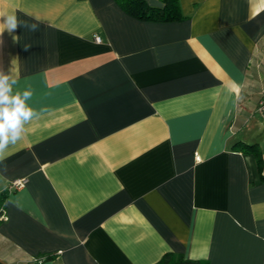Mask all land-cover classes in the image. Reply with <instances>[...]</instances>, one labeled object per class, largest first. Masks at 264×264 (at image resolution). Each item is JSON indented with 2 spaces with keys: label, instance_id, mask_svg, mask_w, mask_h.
I'll list each match as a JSON object with an SVG mask.
<instances>
[{
  "label": "crops",
  "instance_id": "1",
  "mask_svg": "<svg viewBox=\"0 0 264 264\" xmlns=\"http://www.w3.org/2000/svg\"><path fill=\"white\" fill-rule=\"evenodd\" d=\"M178 6L0 0L38 25L0 35V70L40 112L0 160V264H264V4Z\"/></svg>",
  "mask_w": 264,
  "mask_h": 264
},
{
  "label": "clouds",
  "instance_id": "2",
  "mask_svg": "<svg viewBox=\"0 0 264 264\" xmlns=\"http://www.w3.org/2000/svg\"><path fill=\"white\" fill-rule=\"evenodd\" d=\"M261 3L264 4V0H261ZM18 27H27L35 31L38 25H29L18 20L15 15H7L0 22V35L5 30L12 33ZM16 85L17 80L11 74L0 70V160L5 158L10 146L16 145L23 138L27 131L26 125L40 116V112L28 103L33 96L31 88L14 90Z\"/></svg>",
  "mask_w": 264,
  "mask_h": 264
},
{
  "label": "trees",
  "instance_id": "3",
  "mask_svg": "<svg viewBox=\"0 0 264 264\" xmlns=\"http://www.w3.org/2000/svg\"><path fill=\"white\" fill-rule=\"evenodd\" d=\"M126 12L134 17L141 19H171L179 17L178 0H161L162 5H149L145 0H115ZM235 147L241 150L251 149L256 155L258 164L261 163L260 152L255 148V145L246 143H236ZM6 192L0 193V220L1 215L5 214L3 200ZM50 258V256H46ZM153 264H204L201 260L184 257L181 253L166 252L161 258Z\"/></svg>",
  "mask_w": 264,
  "mask_h": 264
},
{
  "label": "built area",
  "instance_id": "4",
  "mask_svg": "<svg viewBox=\"0 0 264 264\" xmlns=\"http://www.w3.org/2000/svg\"><path fill=\"white\" fill-rule=\"evenodd\" d=\"M94 39L96 41H100V36L95 34L94 35ZM258 110L261 113H264V94H262V96L260 97L259 101H258V106H257ZM25 179L24 178H16L13 179L10 184H9V188L10 189H17L20 188L23 184H24ZM3 218H5V214L1 215Z\"/></svg>",
  "mask_w": 264,
  "mask_h": 264
}]
</instances>
